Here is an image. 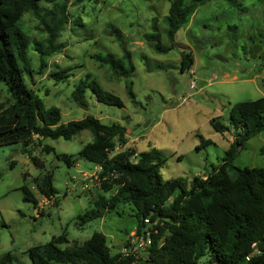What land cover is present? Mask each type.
I'll return each mask as SVG.
<instances>
[{"label": "rangeland", "instance_id": "374dc122", "mask_svg": "<svg viewBox=\"0 0 264 264\" xmlns=\"http://www.w3.org/2000/svg\"><path fill=\"white\" fill-rule=\"evenodd\" d=\"M169 4L170 0H66L71 17L79 15L84 24L66 23L58 37L66 45L60 52L46 55L42 68L32 38L46 33L38 29L40 23L33 11H24L19 23L31 38L26 50L31 72L25 70L24 77L46 106L60 108L59 122L87 114L107 124L119 122L126 127L125 140L114 137L110 153L133 146L138 157L143 151L158 148L164 157L162 178L181 176L188 184L194 175L211 171L233 139L232 128L217 131L212 119L228 123L233 103L264 96V0H207L176 31L174 45L158 52L142 33L151 30L155 15L161 41L171 42L164 30ZM40 5L55 7L54 1H41ZM111 24L120 28L131 52L134 70L128 76L116 78L112 69L92 57L95 52L122 55L121 44L109 30ZM182 50L191 51L194 57L186 72L179 69ZM66 67H70L69 76H52ZM86 73L118 95L122 105L101 102L90 89L85 92L87 106L79 105L72 90ZM126 83L131 84L133 96ZM14 100L0 80V110ZM206 138L210 142L203 143ZM91 139L92 132L83 129L69 139L45 136L38 142L33 136L28 143L18 140L0 145V256L10 251L14 264H30L29 246L43 244L63 231L67 244L82 242L94 230L106 235L111 252L145 255L146 232L136 231L134 209L128 203H118L101 216L79 223L78 214L103 192L97 165L78 154ZM45 144L53 149L44 150ZM263 144L264 127L246 140L229 172L234 165L263 166ZM30 154L43 166H37ZM47 173L52 174L51 183L56 188L50 198L39 189ZM22 184L36 195L35 205L23 199ZM148 225L150 221L142 229L147 231Z\"/></svg>", "mask_w": 264, "mask_h": 264}, {"label": "trees", "instance_id": "16d2710c", "mask_svg": "<svg viewBox=\"0 0 264 264\" xmlns=\"http://www.w3.org/2000/svg\"><path fill=\"white\" fill-rule=\"evenodd\" d=\"M41 1H54L55 7H42ZM205 1L170 0L164 18L169 44L161 41L155 15L151 18V30L144 31L142 36L152 41L156 51H168L174 45L176 31L189 22L197 6ZM26 10L33 11L41 24L37 25L38 29L46 33L42 38H32L33 48L40 56L39 68L45 65L46 55L58 53L66 45L58 39L66 23L84 24L79 15L71 17L66 0H0V80L15 99L0 110V145L18 140L28 143L33 136L38 142L45 136L69 139L89 129L92 139L78 154L100 166L98 176L103 192L93 200V205L78 214L79 223L101 216L118 203H128L134 209L136 231L146 232L145 239L149 237V241L145 240V255L138 257L132 252H111L106 235L100 230L72 244H67L69 239L63 231L43 244L29 246L26 251L30 264H264V165H234L233 172H229L246 140L264 127V96L233 103L228 123L212 119L217 131L232 128L234 136L221 161L211 171L194 175L188 184L181 176L163 179L160 166L164 157L158 148L143 151L138 157L133 146L110 153L114 149L113 138L124 139V125L104 123L93 114L59 122L60 108L46 106L29 86L24 72H31L26 55L31 38L19 23ZM109 30L121 44L122 55L95 52L92 57L112 69L116 78L128 76L134 70L131 52L125 47L120 28L111 24ZM193 61L192 52L182 50L180 71L189 70ZM68 69L70 67L54 71L52 76L65 78L69 76ZM126 88L133 96L130 83H126ZM87 89L101 102L122 105L118 95L86 73L72 90V96L83 107L88 104ZM202 142L208 143L210 139ZM42 148L53 149L46 144ZM260 152L264 153V144ZM30 156L37 166H43L37 156ZM51 177V173L45 174L39 185L41 193L49 198L56 192ZM21 189L23 199L35 205L38 199L34 192L26 184H22ZM148 221L151 225L145 231L142 226ZM61 243L66 244L61 246ZM202 257L205 258L201 260ZM0 264H14L10 251L0 256Z\"/></svg>", "mask_w": 264, "mask_h": 264}, {"label": "built area", "instance_id": "2783aa9c", "mask_svg": "<svg viewBox=\"0 0 264 264\" xmlns=\"http://www.w3.org/2000/svg\"><path fill=\"white\" fill-rule=\"evenodd\" d=\"M96 165H97V164H96ZM99 169H100V166L97 165L96 175H97L98 181H100V178H99V176H98V170H99ZM94 173H95V171H94L92 174H94ZM92 174H90V175H92ZM45 197H46V196H45ZM46 198H47V197H46ZM145 220H147V219H145ZM145 240L149 241V237H147ZM144 243H145L144 246H146V241H145ZM124 252L128 253V252H130V251H124Z\"/></svg>", "mask_w": 264, "mask_h": 264}]
</instances>
